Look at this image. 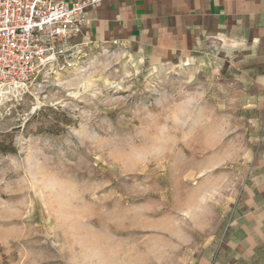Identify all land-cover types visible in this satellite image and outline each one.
<instances>
[{
	"label": "rangeland",
	"instance_id": "obj_1",
	"mask_svg": "<svg viewBox=\"0 0 264 264\" xmlns=\"http://www.w3.org/2000/svg\"><path fill=\"white\" fill-rule=\"evenodd\" d=\"M232 58L76 37L0 91V264H229L258 117Z\"/></svg>",
	"mask_w": 264,
	"mask_h": 264
},
{
	"label": "crops",
	"instance_id": "obj_2",
	"mask_svg": "<svg viewBox=\"0 0 264 264\" xmlns=\"http://www.w3.org/2000/svg\"><path fill=\"white\" fill-rule=\"evenodd\" d=\"M81 41L144 52L154 62L186 58L206 39L233 52L257 112L249 169L226 243L229 264L264 254V0H103L86 10Z\"/></svg>",
	"mask_w": 264,
	"mask_h": 264
},
{
	"label": "built area",
	"instance_id": "obj_3",
	"mask_svg": "<svg viewBox=\"0 0 264 264\" xmlns=\"http://www.w3.org/2000/svg\"><path fill=\"white\" fill-rule=\"evenodd\" d=\"M103 0H0V91L21 90L48 60L63 57Z\"/></svg>",
	"mask_w": 264,
	"mask_h": 264
}]
</instances>
